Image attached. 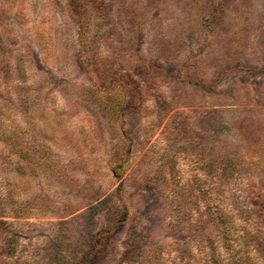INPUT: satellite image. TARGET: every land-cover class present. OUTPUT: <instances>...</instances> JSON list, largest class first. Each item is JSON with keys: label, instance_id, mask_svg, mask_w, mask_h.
Returning <instances> with one entry per match:
<instances>
[{"label": "rangeland", "instance_id": "374dc122", "mask_svg": "<svg viewBox=\"0 0 264 264\" xmlns=\"http://www.w3.org/2000/svg\"><path fill=\"white\" fill-rule=\"evenodd\" d=\"M225 145L264 215V0H0V264H210Z\"/></svg>", "mask_w": 264, "mask_h": 264}, {"label": "trees", "instance_id": "16d2710c", "mask_svg": "<svg viewBox=\"0 0 264 264\" xmlns=\"http://www.w3.org/2000/svg\"><path fill=\"white\" fill-rule=\"evenodd\" d=\"M215 147L216 146L212 145L211 149H215ZM221 148H223V151L219 152V156L216 160L207 158V166L204 169V173L206 174V179L210 180V184L207 181L204 191H202L203 187L201 181L199 182L198 180V184L196 185V188L202 192V195L203 193L204 195H209L195 196L200 207L203 202L206 204L204 206L206 214L203 218L205 221L204 223L212 230H216L215 232L211 231V233L214 232L215 235L212 239V248H210L212 252L209 257L210 264H228L229 261L237 263L240 259L238 257L240 256L239 248L241 244L245 242L246 246H249V243H247L249 239L246 236L249 237L247 233L250 226H252L254 222L255 232L253 231V233L255 234L257 227L264 226V215H261V213L258 214L260 212L259 210L247 206L244 212H235L234 205L228 203L227 196H221V193L224 192L225 189V183L235 178L239 168H241L242 164L244 165V158L241 154L230 153L229 150L231 148H227L226 145L221 146ZM243 216L246 224L249 226L237 227L236 221L243 218ZM189 220L191 222L190 225L193 224L195 227L202 224L196 215L190 216ZM0 223H4V221L0 220ZM185 227L186 225L182 218L179 230L185 232ZM255 242L258 243L257 241ZM15 245L16 244H14V246ZM23 247L24 245H21V247L17 249L19 250L18 254L20 256L23 254ZM18 254L15 256L20 257ZM235 255L238 258L237 260H234Z\"/></svg>", "mask_w": 264, "mask_h": 264}]
</instances>
